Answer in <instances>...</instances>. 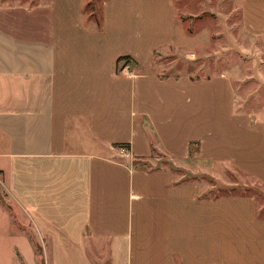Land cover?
Masks as SVG:
<instances>
[{"label": "crops", "instance_id": "0c3cea01", "mask_svg": "<svg viewBox=\"0 0 264 264\" xmlns=\"http://www.w3.org/2000/svg\"><path fill=\"white\" fill-rule=\"evenodd\" d=\"M94 1L0 0V175L27 220L0 201V264L35 240L86 264H264V200L215 191L225 172L264 185V120L226 74L153 69L176 0ZM240 1L264 26V0Z\"/></svg>", "mask_w": 264, "mask_h": 264}, {"label": "rangeland", "instance_id": "374dc122", "mask_svg": "<svg viewBox=\"0 0 264 264\" xmlns=\"http://www.w3.org/2000/svg\"><path fill=\"white\" fill-rule=\"evenodd\" d=\"M103 1L95 0L87 8L88 12L99 11ZM176 3L177 45L164 53L161 50L153 69L165 75L188 74L194 77L226 74L235 87L238 109L250 112L255 119L264 120L263 24L261 25L253 16L247 19L240 0H176ZM94 16L98 17V13ZM150 160H155L157 162L155 165L172 164L158 152H155ZM145 163L154 165L149 160ZM179 175L182 178L187 175V179L191 180H203L204 183L209 182L210 178L199 177L198 174L184 169L179 171ZM257 179L259 180V177ZM252 180L254 179L244 173L225 172L222 179H216L218 187L215 191L219 194H258L261 198H257L262 203L264 185L256 184ZM0 201L13 215V230L19 233L21 225L19 215L22 216L23 222L27 220L7 179L1 175ZM2 211L0 206V235H4L6 226V221L1 216ZM30 229L26 228L27 234L29 238L31 236L34 239ZM35 243V257L29 249L27 251V247L22 250V254L28 260L27 264H86L79 256L81 261H73L69 259L71 253H53L50 250H43V246L36 240ZM96 253L97 257L91 254L95 264H108L107 252Z\"/></svg>", "mask_w": 264, "mask_h": 264}, {"label": "trees", "instance_id": "16d2710c", "mask_svg": "<svg viewBox=\"0 0 264 264\" xmlns=\"http://www.w3.org/2000/svg\"><path fill=\"white\" fill-rule=\"evenodd\" d=\"M131 61H132V59L130 56H122V57L118 58V63L121 64V62H122L124 67L126 64H128Z\"/></svg>", "mask_w": 264, "mask_h": 264}, {"label": "built area", "instance_id": "2783aa9c", "mask_svg": "<svg viewBox=\"0 0 264 264\" xmlns=\"http://www.w3.org/2000/svg\"><path fill=\"white\" fill-rule=\"evenodd\" d=\"M122 152H124V149H122Z\"/></svg>", "mask_w": 264, "mask_h": 264}]
</instances>
